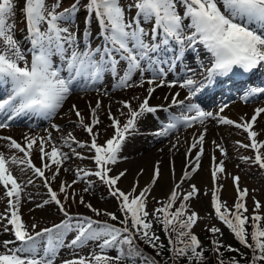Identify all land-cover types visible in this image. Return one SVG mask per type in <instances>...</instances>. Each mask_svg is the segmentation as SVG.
Listing matches in <instances>:
<instances>
[{"label": "snow or ice", "instance_id": "snow-or-ice-1", "mask_svg": "<svg viewBox=\"0 0 264 264\" xmlns=\"http://www.w3.org/2000/svg\"><path fill=\"white\" fill-rule=\"evenodd\" d=\"M17 20L24 25L19 35ZM262 68L264 0H71L67 6L64 0H0V130L22 117L51 120L63 112L87 134L78 139L69 131L59 141L47 129L45 135L24 133L22 139L0 134V202L6 205L0 234L11 237L0 240V264H264V204L253 196L250 212L249 189L240 186L239 175L227 173L230 156L221 141H211V186L203 195H210L215 219L241 247L226 245L215 225L206 226L211 235L205 245L194 231L202 218L191 205L202 193L192 181L202 166L209 123L238 130L244 140L234 146L252 153L240 155L241 162L264 171V130H256L264 106L250 117L232 119L225 114L228 104L210 111L195 102L222 83L220 78L243 80ZM170 74L175 78L169 80ZM160 88H178L184 95L170 91L154 105ZM115 91L132 94L114 100ZM80 93L85 109L73 102L64 111ZM92 93L95 97L87 99ZM255 96H264V87H250L244 98ZM162 111L169 113L168 122H161L155 136L170 137L181 127L193 131L183 141L180 135L169 140L170 152L187 145L185 166L175 179L170 162L172 187L157 199L151 193L163 176L159 160L143 186V168L124 188L120 182L128 170L114 172V166L141 121ZM102 114L108 121L103 132ZM50 127L62 131L57 123ZM73 157L92 167H66ZM62 170L73 173L71 182L60 179ZM225 174L236 191L231 207L220 195L218 181ZM81 182L83 193L103 186L119 214L87 202L76 191ZM29 186L36 195L27 192ZM30 201V213L54 206L59 222L25 221L22 207ZM73 205L92 215L72 212ZM69 234H74L70 240ZM86 247L88 253L81 255ZM63 249L71 250L67 258L60 256Z\"/></svg>", "mask_w": 264, "mask_h": 264}, {"label": "rangeland", "instance_id": "rangeland-1", "mask_svg": "<svg viewBox=\"0 0 264 264\" xmlns=\"http://www.w3.org/2000/svg\"><path fill=\"white\" fill-rule=\"evenodd\" d=\"M71 2V0H64L65 6H67L69 3ZM24 27L23 23L19 22V20H17V33L19 35V30L22 29ZM95 25L93 26V33L95 34ZM99 38L97 37V40ZM263 71V72H262ZM258 74H264V68L258 70L257 72ZM171 79L175 78V74H170ZM169 79V77H168ZM169 79V80H171ZM109 86V85H106ZM140 89H136L135 91L137 92ZM173 90V89H172ZM175 90H180V89H175ZM131 92V91H129ZM128 93H124V92H120V91H115L112 93L113 99H119L121 96H127L129 95ZM160 94H163L164 96L167 93V88L162 89L161 92H159ZM158 93V94H159ZM95 97V93L93 94ZM93 97V98H94ZM72 98V97H71ZM92 99V98H89ZM242 100L240 97L238 99H236V97H231L229 100L226 101L225 104H228L229 107L226 109L228 110L229 108H231L237 101ZM104 104L105 100L103 99ZM158 102V101H156ZM246 103H248L249 101H246ZM263 103V102H261ZM80 106V108L82 109L83 105L85 106V100L82 101V104H78ZM82 105V106H81ZM114 107L116 108V105L113 104ZM264 106V104L262 105ZM115 108L113 111H115ZM173 113L177 114L180 112L179 109H172ZM252 110H249L246 112L247 116L246 117H250L252 114ZM153 117V122H148L147 124L143 125L142 121L140 123L139 129L143 131V133H151L154 134L160 127H161V123H157L156 121V116L154 118ZM165 117L168 118V116L165 115ZM101 118L104 120V124L100 126V130L103 132L104 131V127L108 124L107 118L106 116H104L102 114ZM54 118H52L51 120H48V122L52 121ZM164 123H167L168 120H163ZM48 124L47 123H42L41 125L37 126L36 129H42L44 127H46ZM67 125V123L61 124V127H65ZM13 127V128H10ZM7 130H4L2 132H0V134L3 135H12L13 137L17 138V139H22V134H24V128H21L20 124H15V125H11ZM256 130L257 131H261L264 130V116H262L261 120L258 121V124L256 125ZM70 131L73 132V134L78 138V139H87V134L84 133L80 128L74 127V125L71 126ZM186 131V132H185ZM179 133H181V140L188 135L190 132H188L187 130L183 129L182 127L180 128V130L178 132H173L172 135L170 137H163L162 139H160V141H153V147L152 148H147V144L148 141H144V137L143 136H136L134 138H129L128 140V145L124 148L123 154L121 155V160L119 163H121L124 158L123 157H127V159L121 163V166H119V163L114 166V172H119L121 170L127 169L124 168L126 167L129 163L130 160L134 159V155L136 156H142L143 154H145L146 152H152L155 153L157 156L151 157L149 160H147V163L139 166H136L133 170V172L131 173L129 169L128 170V175L123 178L120 182V186L121 187H128L132 182L133 179L137 173V171L141 168L144 169V175L139 177L140 179V183L141 186H143L145 184L146 181H148L149 176L151 175L152 172V166L153 163L157 160H159L161 162V167L163 170V174H164V169H166L168 171V176H169V180L167 181L166 184H163L162 182V178L161 180L158 182V184L153 188V191L151 193V196L156 197L157 199H164L166 197V195L170 192V189L172 187V183H173V178L171 177L169 171H170V162H173L178 164L179 160L182 159L183 156L179 155L181 154V151L179 149V151H174V152H170L169 151V140L172 138H175L176 135H178ZM105 135H107V133H105ZM155 136V135H154ZM243 136V135H242ZM244 137V136H243ZM264 137V131H262L260 139ZM135 138L139 139L138 143L143 145V148L137 151H133L134 155L131 152L130 149V145L134 147L135 145ZM157 136L153 137L152 140L156 139ZM224 146L228 149L229 152V156H230V161H225V165H226V170L229 169L230 173L232 175H239L240 176V186L242 188L247 187L249 189V197L247 199V205L249 207V210L251 212L252 209V205H253V201H252V197L254 196L256 200H259L261 202V204H264V171L259 170L256 166L254 165H248V164H244L241 162L240 160V155H251V151L250 150H245V149H233L229 146L228 143L221 141ZM165 143V144H164ZM160 145V146H159ZM213 146L211 144H208L207 147H205V155H208L209 152H211ZM160 149H163L164 151L161 152ZM177 154V156H176ZM160 155V156H159ZM202 158V162H204V157ZM218 159H222V157H220L219 153H216ZM180 157V158H179ZM179 159V160H178ZM210 159L208 162L209 164V168L211 166V155L208 158ZM207 159V160H208ZM37 163H39V161H36ZM201 162V165H202ZM237 165H239V167H237ZM73 170H75L77 168V166L79 167H87V168H91L92 164L90 161L84 160H76L73 164L69 165ZM175 167V165H174ZM228 173V172H227ZM163 177V176H162ZM180 177V174L178 173V171L175 169V179H178ZM73 173L72 172H61V177L60 179L62 180H67L69 182H71V180L73 179ZM95 179V178H93ZM194 183L197 184L198 187L201 188L202 193L200 195V197L198 199H194L191 201V205H192V209L197 211L200 215V217L202 218L198 224L196 225V227L194 228V231L196 232V234L200 237V236H204L205 232H206V226H210V225H215L217 227H220L224 233L222 239L226 240L227 242H235L236 240L234 239L233 235L230 233V231L226 228V226H224L220 221H218L217 219H215L214 216V212L210 206V195L206 196L203 195L204 192H207L211 186V180H210V175H207L206 178H204V180H199L198 178V173L194 176L193 181ZM37 183L39 184V181H37ZM58 183V182H57ZM219 184L223 185V188L220 192L221 195V199L223 201H226L228 206L231 207L236 199V191H235V187L233 185V181L231 179V176L225 174L219 181ZM86 187V184H84L83 182H81L80 184H78L76 186V191L78 194H83L85 196V199L87 202L92 203L95 207L101 208L102 210L107 209L109 211H117L118 213V209H117V202L109 197L106 193V189L103 188V186L97 184L94 189L92 191H90L89 193H83L82 189ZM185 190L187 189V184L184 185ZM41 192L43 191L42 189L40 190ZM27 192L32 193L33 195H36L37 189H33L31 186L28 187ZM39 197L37 196V199ZM6 205L3 202H0V211H3L4 207ZM153 206H155V201L151 199V197L149 198V208L151 209ZM34 207V204L30 201L28 203H25L22 207V213H23V218L25 221L27 222H32L33 218H35L36 220H38L41 224V226H50L52 223H57L60 220V215L58 214L56 208L54 206L50 207L48 210L46 211H35V212H29L28 209ZM72 212H80L83 214H88V215H92V213H90L86 208H84L82 205L81 206H77V205H73L72 208L70 209ZM211 213V216L209 215ZM262 214H264V209H262ZM100 218H106V217H100ZM74 234H69V236L67 237V239H71L72 236ZM162 235V234H161ZM10 235L9 234H0V240L2 239H10ZM70 251L69 249H63L60 253L61 257H65L67 258L70 255ZM81 255H86L89 251V248H84L82 250H79ZM114 254V253H113Z\"/></svg>", "mask_w": 264, "mask_h": 264}, {"label": "bare ground", "instance_id": "bare-ground-1", "mask_svg": "<svg viewBox=\"0 0 264 264\" xmlns=\"http://www.w3.org/2000/svg\"><path fill=\"white\" fill-rule=\"evenodd\" d=\"M171 76L172 75H169V79H171ZM259 78L261 79L260 86L264 87V76H260ZM221 80L223 81L222 83H219L217 86H214L207 93V95L200 96L195 102L201 103V106L204 108H210V109H208L210 111H218L219 107H221L223 104H225L226 101L229 100L231 97L235 96L236 99H238L240 97L242 100L237 101L231 108H229L228 110L225 111V114L232 119H238L240 116H245L247 111H249V110L253 111L254 108L262 106L264 104V96L250 97L246 100L249 102L248 103L245 102L244 97H245L247 90L250 88V84L252 83V81L247 82L246 79H243V80L227 79L226 77L221 79ZM107 87H110V86H107ZM162 89H164V88H160L156 91V93L153 96V99L151 100L152 104L156 105V104H160L162 102V98L164 97V95L159 93L162 91ZM141 91L142 90H138L137 92H141ZM170 91H178V90H175V89L170 90L167 88V93H169ZM179 91H181V95L183 96L184 95L183 90H179ZM93 94L94 93H92L89 97H86V98L87 99L93 98L94 97ZM131 94L132 93L129 92V95H131ZM84 95H85L84 93H80L79 96L73 95L72 98L69 100V102L65 105L64 111H67V108H68L70 103L76 102L78 104H82V101L84 99H80V97L84 96ZM207 98H208V101H206ZM102 99L105 100L106 105L109 103V100L107 97H103ZM156 101H158V102H156ZM261 102H263V103H261ZM214 106H216V107H214ZM114 108L115 107L113 105V110H114ZM82 109H85L84 105H83ZM205 110H207V109H205ZM158 115L159 116L156 118L157 123H161V122L164 123L163 120H168L167 117H165V115L169 116V113L162 111V112L158 113ZM154 118H155V116H154ZM261 118L259 120H261ZM74 119L75 118L72 117L70 120L68 116H64L63 112H61L60 115L54 117V119L50 122H48L47 119L40 118V117H31V118L22 117V118L14 121L12 123H18L19 122L24 127L23 132H25V133L45 135L46 134L45 129H47L49 131H52L54 138H56L59 141L62 134L70 131L71 126L73 125L72 121H74ZM153 120L154 119L152 116H148L147 118H145L142 121V124L145 125L148 122H153ZM42 123H47L48 124L47 127H44L42 129H35L36 126H39ZM51 123H57L59 125L67 123V125L65 127H61V129H62L61 132H56L55 130L51 129V127H50ZM2 131H4V129L0 130V132H2ZM187 131L191 132L193 130H187ZM189 134L186 135L185 137L189 136ZM178 135L181 136V133H179ZM136 136H143L144 141H148L147 148L153 147V141H155V140L160 141V139L163 138V137H157L156 139L152 140V138L155 137L154 134H151V133H149V134L145 133L144 134L143 131L140 129L137 131V133L134 136H132L130 138H134ZM185 137L182 139V141L185 139ZM172 139H174V138H172ZM261 139H264V137ZM212 140L224 141V142L228 143L231 148L236 149V147L234 146V142L236 140H244V137L239 133L238 130L231 128L230 126H216L214 123H209L205 147H207L208 144H211ZM138 141H139V139L135 138V145H134V147L136 146L135 148H133L130 145V149H131V152L133 155H134L133 151H137V150H140L143 148V145L139 144ZM245 142H247V141H245ZM127 145H128V142L126 143L125 147ZM186 147H187V145L180 147L181 154H179V155H181L183 157L180 160L178 159L179 160L178 164L176 163V161L174 163L175 169L178 171V173L180 175L182 174V170L185 166L184 152H185ZM240 149H243V148H240ZM65 151H67V149H65ZM211 153H212V150H211V152H209L208 155H205L204 162L201 161L202 166L198 172L199 180H204V178H206L207 175H210V168H209V164L207 161L210 160L208 158L210 157ZM122 154H123V152L121 153V155ZM154 156H157V155L155 153H152L151 151L148 153L146 152L142 156L134 155V159L130 160L128 162L129 164L124 168L129 169L130 172L132 173L133 172L132 169H134L136 166H139V165L143 166L144 164L147 163V160H149L151 157H154ZM176 156H177V154H176ZM126 159H127V157H126ZM126 159H124L122 162H124ZM76 160L77 159L75 157H73L72 160H70L68 162V164H66L65 166L68 167L69 165L73 164ZM228 160L230 161L231 159H227L226 161H228ZM36 161H38V159ZM121 163H119V166H121ZM227 172L230 173V170L227 169ZM169 173H170V171H169ZM168 180H169L168 171L166 169H164V174L162 177L163 184H166Z\"/></svg>", "mask_w": 264, "mask_h": 264}, {"label": "trees", "instance_id": "trees-1", "mask_svg": "<svg viewBox=\"0 0 264 264\" xmlns=\"http://www.w3.org/2000/svg\"><path fill=\"white\" fill-rule=\"evenodd\" d=\"M250 230H251V229H249V231H250ZM210 235H211V234L208 233V232L206 231V232H205V235L202 236V238H201V237H199V238L204 242L205 245H207L208 242H209V237H210ZM162 238H163V237H162ZM222 240H223V242H224L226 245L230 244V243H228L227 241H225L224 239H222ZM230 245H232V246H234V247H241L237 241H235V245H234V244H230ZM142 247L145 248V251H146L147 253H151V252H152V250L149 249V248H147L146 246L142 245ZM242 251H244V252L247 253V250H246V249H242ZM153 254H154V253H153ZM225 255H226V256H231V255H234V253H226Z\"/></svg>", "mask_w": 264, "mask_h": 264}]
</instances>
